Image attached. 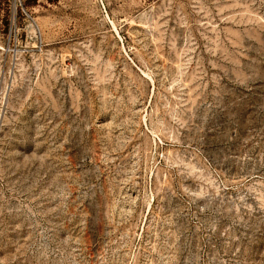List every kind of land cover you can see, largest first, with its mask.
Wrapping results in <instances>:
<instances>
[{
  "label": "rangeland",
  "instance_id": "374dc122",
  "mask_svg": "<svg viewBox=\"0 0 264 264\" xmlns=\"http://www.w3.org/2000/svg\"><path fill=\"white\" fill-rule=\"evenodd\" d=\"M0 264H264V0H0Z\"/></svg>",
  "mask_w": 264,
  "mask_h": 264
}]
</instances>
